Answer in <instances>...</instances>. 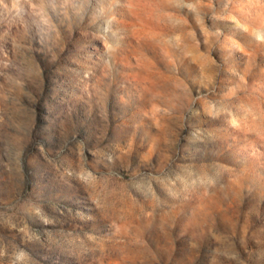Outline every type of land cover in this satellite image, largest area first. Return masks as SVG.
I'll return each instance as SVG.
<instances>
[{
	"label": "rangeland",
	"instance_id": "obj_1",
	"mask_svg": "<svg viewBox=\"0 0 264 264\" xmlns=\"http://www.w3.org/2000/svg\"><path fill=\"white\" fill-rule=\"evenodd\" d=\"M0 264H264V0H0Z\"/></svg>",
	"mask_w": 264,
	"mask_h": 264
}]
</instances>
